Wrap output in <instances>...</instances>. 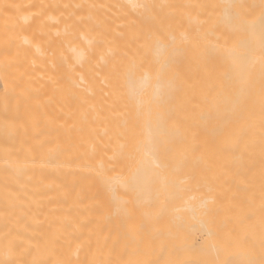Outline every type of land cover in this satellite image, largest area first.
<instances>
[{"label":"bare ground","instance_id":"1","mask_svg":"<svg viewBox=\"0 0 264 264\" xmlns=\"http://www.w3.org/2000/svg\"><path fill=\"white\" fill-rule=\"evenodd\" d=\"M262 14L0 0V264H264Z\"/></svg>","mask_w":264,"mask_h":264},{"label":"rangeland","instance_id":"2","mask_svg":"<svg viewBox=\"0 0 264 264\" xmlns=\"http://www.w3.org/2000/svg\"><path fill=\"white\" fill-rule=\"evenodd\" d=\"M37 43H31L30 48L32 47V45L34 46H44L45 49H50L52 47L53 44V40H36ZM1 80H0V88H1ZM5 140L0 137V143H4ZM26 150H30L31 153L33 154L32 157V162L29 160V164L27 165L28 168H37L38 167V163L42 158V153H43V144L40 141V138L36 135L34 137V134L29 133V135H27L26 137L22 138L20 141V145H19V152L17 156H20L22 153H24ZM3 165V164H2ZM6 171V168L3 167ZM26 170V168L20 170L19 174H20V178H22V174L24 173V171Z\"/></svg>","mask_w":264,"mask_h":264},{"label":"snow or ice","instance_id":"3","mask_svg":"<svg viewBox=\"0 0 264 264\" xmlns=\"http://www.w3.org/2000/svg\"><path fill=\"white\" fill-rule=\"evenodd\" d=\"M228 9H229V15L230 18L233 19L236 22V25L242 26V22L240 19V14L238 12H234L233 10L237 8V5L234 3H230L229 5H227ZM261 7L264 8V0H261ZM264 15V14H262ZM247 26L248 27H252L253 26V22H247ZM151 39V37H149ZM156 43L157 46H159L161 44V38L160 37H156ZM174 46H175V38L173 37L170 41L169 47H172L174 50ZM168 64L166 63L164 65V67H167ZM245 89V81L240 80L236 83V94L232 100V103L234 104H241L243 102V92ZM154 147V142L152 140V132L151 130H149V142H148V148L147 151L151 152L152 148ZM159 166V165H157Z\"/></svg>","mask_w":264,"mask_h":264}]
</instances>
